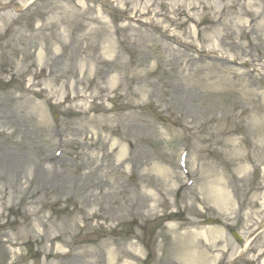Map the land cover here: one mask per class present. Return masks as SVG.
Masks as SVG:
<instances>
[{
  "label": "rangeland",
  "instance_id": "374dc122",
  "mask_svg": "<svg viewBox=\"0 0 264 264\" xmlns=\"http://www.w3.org/2000/svg\"><path fill=\"white\" fill-rule=\"evenodd\" d=\"M199 42L235 59L168 48ZM211 60L226 80L196 69ZM243 247L237 264H264V0H0V264Z\"/></svg>",
  "mask_w": 264,
  "mask_h": 264
},
{
  "label": "bare ground",
  "instance_id": "6f19581e",
  "mask_svg": "<svg viewBox=\"0 0 264 264\" xmlns=\"http://www.w3.org/2000/svg\"><path fill=\"white\" fill-rule=\"evenodd\" d=\"M137 1H139V0H137ZM126 10L127 11H135L136 7L130 6ZM244 15L249 18L248 21H245L242 24V30L245 33L246 30L249 29L253 25V23H252V14H251V12H249L247 10H244ZM186 16L189 18V14L188 13H187ZM237 20H238V18H237ZM166 37L170 41H172V40L175 41L176 40V37L174 35H172V34H169V33L166 35ZM180 42L183 44L184 48L188 49L189 47H193V45L195 43V40L191 39L189 41H186L184 39V41H180ZM202 42H199V46H198V50H200L202 52V54L199 55V56H196V57L192 56L191 54H188L186 52H182V51H180V50H178L176 48H170V47H168V48H169V50H172V52L174 53L176 63H184V65H187V64L191 65V63H195V62L201 60V58L203 56H209V55H211L212 57L215 58V60L220 61V62H230V61H232L231 59H235V55L234 54H231V55L228 54L229 48L227 49L228 51L227 50H222L216 44L207 45V47H203L201 45ZM233 45L237 46V47H240L239 43H235V42L232 43L231 42L230 46H233ZM171 56L173 57L172 54H171ZM217 61L211 60L210 62H207V63L201 62L203 66L197 67L196 69L197 70H199V69L207 70L209 75L207 74L206 78L211 79V80L214 79L216 82H222V81L227 79V74H228L229 70L227 68H225V67H220V65L218 64ZM166 62H170V60L163 61L164 64ZM249 62L254 67L255 60L251 58V59H249ZM259 68H261V66ZM253 69H255V68H253ZM214 70H217L218 73H220V74H215ZM243 74L244 73H240V72L235 73V76L233 77V79H235L238 82V81H240V77ZM212 84H215V83H212ZM136 93H140V89H137ZM106 152H107L106 150H103L102 155L106 156L107 155ZM195 260L198 261L197 263H200V264L204 263V255L200 252L199 255L197 257H195Z\"/></svg>",
  "mask_w": 264,
  "mask_h": 264
},
{
  "label": "water",
  "instance_id": "95a60500",
  "mask_svg": "<svg viewBox=\"0 0 264 264\" xmlns=\"http://www.w3.org/2000/svg\"><path fill=\"white\" fill-rule=\"evenodd\" d=\"M234 237H236V234L235 233H232ZM237 238V237H236ZM238 239V238H237Z\"/></svg>",
  "mask_w": 264,
  "mask_h": 264
}]
</instances>
